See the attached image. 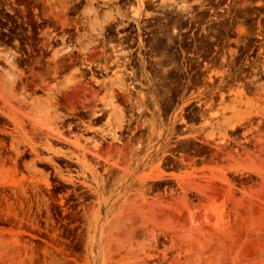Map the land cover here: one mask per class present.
I'll use <instances>...</instances> for the list:
<instances>
[{"label": "rangeland", "instance_id": "obj_1", "mask_svg": "<svg viewBox=\"0 0 264 264\" xmlns=\"http://www.w3.org/2000/svg\"><path fill=\"white\" fill-rule=\"evenodd\" d=\"M0 264H264V0H0Z\"/></svg>", "mask_w": 264, "mask_h": 264}, {"label": "bare ground", "instance_id": "obj_2", "mask_svg": "<svg viewBox=\"0 0 264 264\" xmlns=\"http://www.w3.org/2000/svg\"><path fill=\"white\" fill-rule=\"evenodd\" d=\"M133 12H135L136 15H139V10L138 9H135ZM59 133H60V135H62L61 132H59Z\"/></svg>", "mask_w": 264, "mask_h": 264}]
</instances>
